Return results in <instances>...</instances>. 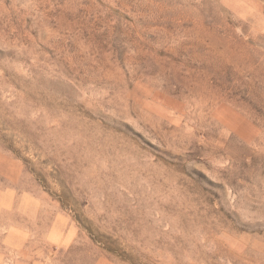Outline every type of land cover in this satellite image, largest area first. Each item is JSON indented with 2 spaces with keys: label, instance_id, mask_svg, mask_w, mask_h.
Wrapping results in <instances>:
<instances>
[{
  "label": "rangeland",
  "instance_id": "rangeland-1",
  "mask_svg": "<svg viewBox=\"0 0 264 264\" xmlns=\"http://www.w3.org/2000/svg\"><path fill=\"white\" fill-rule=\"evenodd\" d=\"M0 264H264V0H0Z\"/></svg>",
  "mask_w": 264,
  "mask_h": 264
}]
</instances>
